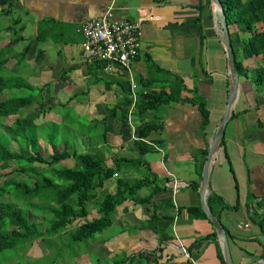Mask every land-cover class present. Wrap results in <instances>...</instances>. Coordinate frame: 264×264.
<instances>
[{
    "label": "crops",
    "instance_id": "crops-1",
    "mask_svg": "<svg viewBox=\"0 0 264 264\" xmlns=\"http://www.w3.org/2000/svg\"><path fill=\"white\" fill-rule=\"evenodd\" d=\"M8 4L10 11L0 17L3 43L11 41L17 25L23 26V38L13 49L14 55L26 53L21 64L13 58L8 67L19 64V77L48 86L46 93L57 105L71 107L82 119L99 120L97 140L103 153L107 140L111 150L106 155L147 163L140 165V171L124 164L99 189L104 194L115 192L117 178H143L148 169L158 177L153 185L160 190L149 202L128 199L117 207L115 217H121L114 225H120L121 232L106 235L107 242L105 235L99 236L93 251L103 253L102 247H111L108 258L100 254L110 262L118 253L151 252L164 236L158 261L148 264H226L222 234L203 209L200 192L209 147L229 96L224 31L212 0H9ZM107 11L116 19L141 22V47L130 75L106 72L84 58L82 25ZM236 30L230 26L234 34ZM238 56L245 71L211 166L206 202L225 227L234 263L251 264L264 259V86L251 73L263 55L242 56L240 49ZM128 86L137 99L128 108L129 127L123 130L121 104L130 91L122 89ZM162 93L163 100L157 96ZM154 94L159 101L155 105L150 104ZM92 100L93 114L83 112ZM145 123L153 128L143 137L140 129ZM82 139L85 149H97ZM107 160L112 164L111 158ZM149 188L146 197L153 187L142 188ZM154 207L160 219L146 223ZM130 217L137 220L135 224L116 223Z\"/></svg>",
    "mask_w": 264,
    "mask_h": 264
},
{
    "label": "trees",
    "instance_id": "trees-1",
    "mask_svg": "<svg viewBox=\"0 0 264 264\" xmlns=\"http://www.w3.org/2000/svg\"><path fill=\"white\" fill-rule=\"evenodd\" d=\"M221 1L229 28L231 25L237 28L235 34L232 31L230 34L241 74L245 68L238 57L239 48L246 57L262 54L264 61V0ZM8 3L9 0H0V13L10 11ZM13 24L18 23L15 20ZM17 26L7 44L3 43L4 30L0 29V169L11 168L8 174L0 171V264H82L81 257L85 255L91 260L94 258V264H104L106 258L93 251V243L114 225L118 206L128 199L139 203L150 201L160 190L158 185H153L158 177L149 169L143 178L119 177L115 192H106L101 198L97 195L96 189L104 187L124 164H133L140 171L147 163L128 157H111L112 164H109L106 152L111 150L110 143L103 141L107 146L104 153L98 145L99 120L82 119L71 107L57 105L54 96L46 93L48 86L34 85L27 78L19 77V64L12 69L8 67L13 58L21 64L20 59L26 55L25 52L22 57L18 53L14 55V44L23 38V26ZM88 61L100 69L107 64L106 60ZM251 73L255 82L264 86V64L254 67ZM18 78L23 80H15ZM130 88L122 89L124 93L130 91L121 104L123 130L129 127L128 108L134 100ZM165 95L157 96H163V100ZM157 96L153 95L150 104L159 102ZM29 110L44 120L39 124L29 118L26 114ZM143 125L140 130L144 137L153 125ZM80 137H86L90 146L98 145L97 149H85V140L80 142ZM14 142L18 147L13 146ZM144 186L153 187L150 196H139ZM7 194L13 195L15 201L2 200ZM89 203L97 211L92 218H89ZM154 208L146 223L160 219L158 208ZM76 219L80 223L73 225ZM158 240L159 246L151 252L118 253L107 264H145L148 258L149 263L157 262L166 237L160 236ZM35 241L49 252L39 258L28 255ZM104 241H109V236H105Z\"/></svg>",
    "mask_w": 264,
    "mask_h": 264
},
{
    "label": "built area",
    "instance_id": "built-area-1",
    "mask_svg": "<svg viewBox=\"0 0 264 264\" xmlns=\"http://www.w3.org/2000/svg\"><path fill=\"white\" fill-rule=\"evenodd\" d=\"M140 24L136 20L116 19L111 11L101 17L87 19L82 25L84 58L106 60V72L132 74V64L140 51ZM132 83L134 90L137 83L134 80ZM133 96L136 101V94Z\"/></svg>",
    "mask_w": 264,
    "mask_h": 264
},
{
    "label": "water",
    "instance_id": "water-1",
    "mask_svg": "<svg viewBox=\"0 0 264 264\" xmlns=\"http://www.w3.org/2000/svg\"><path fill=\"white\" fill-rule=\"evenodd\" d=\"M212 2L217 7L218 11L220 12L221 25L224 31V39H225V44H226V52H227V59H228V65H229V73H228L229 74V96H228V107L226 109V113L216 133V136L209 147L208 158L205 164L200 192L202 195L203 209L205 210L207 215L210 217V219L213 221L218 232L222 234V242H223V249L225 252L226 264H235L233 261L232 255H231V249H230L225 227L223 223L217 217H215V215L209 209V206L206 202V197H207L206 193L209 188L211 166L222 144V140L225 135V129L230 119L231 109L237 99V96L239 94L240 84H241L240 72H239V68H238L237 60H236V53H235L234 46L232 43L230 28H229L227 15L224 10L223 3L221 0H212ZM251 264H264V259L263 261L262 260L255 261L254 263H251Z\"/></svg>",
    "mask_w": 264,
    "mask_h": 264
},
{
    "label": "rangeland",
    "instance_id": "rangeland-1",
    "mask_svg": "<svg viewBox=\"0 0 264 264\" xmlns=\"http://www.w3.org/2000/svg\"><path fill=\"white\" fill-rule=\"evenodd\" d=\"M0 17H1V13H0ZM1 27H2V23H0V29H1ZM235 39H237V38H235ZM236 46H238V43H236ZM240 52V48L238 49V51H237V53H239ZM241 54H242V56L244 55L243 54V52L241 51ZM239 57V56H238ZM264 64V61H262V60H260V62L258 63V66L259 65H261V64ZM42 65H44V64H42ZM72 75V74H71ZM15 80H23L22 78H18V79H15ZM85 81H87V78L85 79ZM25 93H28L27 91L25 92ZM37 95H39V89L37 88V93H36ZM96 97H99V94L98 95H96ZM62 99V94L60 93L58 96H57V100L58 101H60ZM92 104H90V107L89 108H87V106L83 109V112H89V113H92L93 114V110H92V108H93V103H94V100H92V102H91ZM86 109H88V110H86ZM66 113H69L68 111H65ZM20 114H23L22 112L20 113ZM26 114H27V116L29 117V118H31V119H34L36 122H38L39 124H40V122H42L43 120H44V118L42 117V116H40V115H38L37 116V114L35 113V112H33L32 110H29V111H26ZM53 116V115H52ZM7 121H10V120H7ZM13 146H17L18 147V145H17V143H13ZM59 148L62 150L63 149V146H59ZM107 159H110L111 158V155L108 153L107 155ZM15 166H13L12 168H14ZM0 171L1 172H3V173H6V174H8V172L9 171H11V168H8V169H0ZM0 182H2L1 180H0ZM108 191V190H107ZM96 192H97V195L101 198V197H103V195H104V193H103V190L101 191L100 189H96ZM147 194H150V188H149V190H147V189H142L140 192H139V196H145V195H147ZM2 200H5V201H15V198H14V196L13 195H9V194H7V195H5L3 198H2ZM88 206H89V210H90V218H92L94 215H96L97 214V211H96V209H95V207H94V205H92V203H89L88 204ZM119 210L121 211V209L119 208ZM118 215V214H117ZM32 216L33 217H35L33 214H32ZM121 217V214L119 215V217L117 216L116 218H117V220L119 219ZM136 219L135 218H133V217H130L129 219H127L126 221L125 220H122L121 222L120 221H116V223L117 224H121V223H123L124 224V222H128L127 224H131V225H133V223L135 224L136 223ZM78 223H80V220H78V219H76L74 222H73V225H75V224H78ZM119 229H120V225H113L110 229H108L107 231H105L103 234H101V235H112V234H114V233H116V232H119ZM103 249H105V250H103V253H105L104 255H105V257H107L108 258V256L109 255H111L112 254V248L111 247H109V246H105V247H102ZM106 251V252H105ZM48 253L49 252V250L48 249H46V248H44L43 246H42V244L40 243V242H34V245H33V247L32 248H30V250L28 251V255H30V256H32V257H34V258H39V257H41L42 255H44L45 253ZM96 252V251H95ZM97 253H99V254H103V253H100V252H98L97 251ZM104 257V256H103ZM82 258V264H94L95 262H94V258L91 260V258H90V256H83V257H81ZM107 260V259H106ZM105 260V261H106ZM149 259H146L145 260V264H148L149 262ZM104 264H107V262H105Z\"/></svg>",
    "mask_w": 264,
    "mask_h": 264
},
{
    "label": "bare ground",
    "instance_id": "bare-ground-1",
    "mask_svg": "<svg viewBox=\"0 0 264 264\" xmlns=\"http://www.w3.org/2000/svg\"><path fill=\"white\" fill-rule=\"evenodd\" d=\"M140 31H141V29H140ZM141 38H142V32H141V36H140V47H141Z\"/></svg>",
    "mask_w": 264,
    "mask_h": 264
}]
</instances>
